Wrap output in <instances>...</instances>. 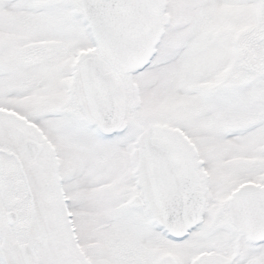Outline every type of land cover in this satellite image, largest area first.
I'll list each match as a JSON object with an SVG mask.
<instances>
[{
	"label": "snow or ice",
	"instance_id": "1",
	"mask_svg": "<svg viewBox=\"0 0 264 264\" xmlns=\"http://www.w3.org/2000/svg\"><path fill=\"white\" fill-rule=\"evenodd\" d=\"M0 264H264V0H0Z\"/></svg>",
	"mask_w": 264,
	"mask_h": 264
}]
</instances>
